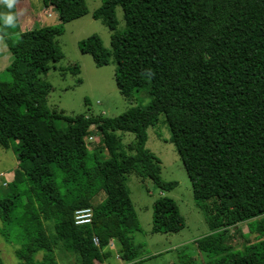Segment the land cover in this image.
I'll return each mask as SVG.
<instances>
[{
    "label": "trees",
    "instance_id": "1",
    "mask_svg": "<svg viewBox=\"0 0 264 264\" xmlns=\"http://www.w3.org/2000/svg\"><path fill=\"white\" fill-rule=\"evenodd\" d=\"M43 3L59 12L60 25L2 33L13 61L6 68L10 80L0 78V145L13 149L26 181L8 185L0 212L6 240L14 235L20 244L19 264H58L56 249L77 255L80 264H102L111 241L121 259L141 263L129 174L162 191L178 186L162 179L161 159L147 148L148 130L161 115L211 232L196 241L198 248L223 254L218 264H264V0H104L92 16L112 31L111 48L92 35L80 50L98 67L116 63L125 98L142 89L151 96L147 106L114 118L72 117L48 106L53 85L42 76L64 58V25L89 10L86 0ZM70 70L80 74L78 66ZM94 128L102 139L97 151L109 154L105 160L89 150ZM117 131L133 133L135 141L124 146ZM99 194L104 198L95 203ZM83 208L93 209V222L76 225L75 212ZM242 223H249V234L262 235L234 252L225 235ZM185 227L176 201L159 197L152 233Z\"/></svg>",
    "mask_w": 264,
    "mask_h": 264
},
{
    "label": "rangeland",
    "instance_id": "2",
    "mask_svg": "<svg viewBox=\"0 0 264 264\" xmlns=\"http://www.w3.org/2000/svg\"><path fill=\"white\" fill-rule=\"evenodd\" d=\"M104 0H86L89 13L79 19L64 25L65 32L59 37V45L64 58L56 64L57 69L42 76L44 80L53 85V91L48 98V106L51 109L63 111L67 116L85 114L104 115L114 118L122 115L130 107L147 106L151 102L148 90H140L134 93L131 99L125 98L115 80L116 63L98 67L90 54H83L80 50V42L92 35L102 38L104 46L111 48L112 31L100 20H95L92 13L97 10ZM9 3L11 7H9ZM49 9V11H45ZM44 12L43 26H58L61 24L59 12L53 7L45 8L43 0H24L13 2L0 0V78L10 80L11 76L6 68L12 63L13 57L9 52L2 33L8 37L19 35L25 28H30L31 18ZM119 21L118 30L126 27L123 10L116 9ZM11 16L12 23H6V18ZM28 22V24H27ZM78 66L80 74L76 75L70 68ZM81 81V82H80ZM60 127H67L65 121L58 122ZM149 139L147 148L155 153L162 162L161 177L165 182H177L178 186L171 191H162L149 178H143L136 172L129 174L128 187L131 198L140 221L141 230L134 233L135 243L141 246L140 264H218L223 254H214L201 251L196 241L209 235L210 229L202 211L194 198L193 187L187 175L183 161L171 142V132L165 123V116H160L158 125L148 130ZM124 146L135 141L133 133L115 132ZM102 144V139L94 128L89 150L96 154L100 160L109 157L107 152L97 151ZM18 156L13 149H6L0 145V198L9 192V184L17 182L24 184L25 175L19 173ZM167 196L176 201L186 221V227L174 234L152 233L154 203L161 197ZM104 195L99 194L95 203L103 200ZM249 223L239 224L230 229L225 235V243L230 245L234 252H243L245 244L249 241L260 239L261 233L249 234ZM4 222L0 212V255L3 264H19L16 249L20 244L14 235L7 241L4 232ZM110 248V256L103 264H128L118 257L120 248L116 242ZM58 264H80L79 257L74 254L55 250ZM37 259L43 260V252L37 254ZM116 259V260H115ZM119 262V263H118Z\"/></svg>",
    "mask_w": 264,
    "mask_h": 264
},
{
    "label": "built area",
    "instance_id": "3",
    "mask_svg": "<svg viewBox=\"0 0 264 264\" xmlns=\"http://www.w3.org/2000/svg\"><path fill=\"white\" fill-rule=\"evenodd\" d=\"M93 217H94V212L92 208H83V209H79L75 212V224L76 225H87V224H91L93 222ZM94 243L96 245H99V240L97 237L94 238ZM115 244L113 242H111L109 244L110 246H114ZM118 257H120V255H118ZM121 258V257H120Z\"/></svg>",
    "mask_w": 264,
    "mask_h": 264
},
{
    "label": "crops",
    "instance_id": "4",
    "mask_svg": "<svg viewBox=\"0 0 264 264\" xmlns=\"http://www.w3.org/2000/svg\"><path fill=\"white\" fill-rule=\"evenodd\" d=\"M45 8H47V7H45ZM45 11H49V9H46ZM45 11H43V12H40L39 13V15L37 16V17H32L30 20H31V23L29 24L30 25V28H27V29H32L33 27H35V26H39V27H43V25H42V18H43V16H44V12ZM60 18V17H59ZM44 19V18H43ZM27 24H28V22H27ZM26 28L24 29V30H22V32L23 31H25V30H27ZM108 251H112V250H110V248H108ZM111 253V252H110ZM116 260V259H115ZM104 262H105V260H104ZM119 263V262H118ZM103 264V263H102Z\"/></svg>",
    "mask_w": 264,
    "mask_h": 264
},
{
    "label": "clouds",
    "instance_id": "5",
    "mask_svg": "<svg viewBox=\"0 0 264 264\" xmlns=\"http://www.w3.org/2000/svg\"><path fill=\"white\" fill-rule=\"evenodd\" d=\"M8 6L11 7V4L9 3ZM12 20H13V18H12L11 16H8V17L6 18V23L11 24V23H12Z\"/></svg>",
    "mask_w": 264,
    "mask_h": 264
}]
</instances>
